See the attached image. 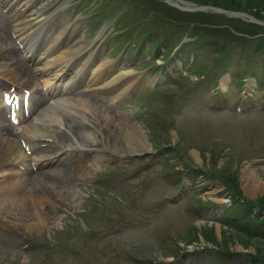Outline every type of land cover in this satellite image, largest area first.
<instances>
[{"label":"rangeland","instance_id":"obj_1","mask_svg":"<svg viewBox=\"0 0 264 264\" xmlns=\"http://www.w3.org/2000/svg\"><path fill=\"white\" fill-rule=\"evenodd\" d=\"M96 1L14 0L32 21L48 18L46 27L76 28L83 39L75 48L88 45L86 55L101 52L111 71L132 73L134 88L118 99L103 95L102 107L98 97L89 100L106 116L120 115L142 130L148 148L128 151L124 140H110L101 116L87 114L82 131L96 141L83 143L92 157L83 163L92 168L73 176V183L63 181L68 200L55 197L46 205L53 224L28 211L39 230H26L0 212V264H250L254 255L264 256V239L247 224L251 217L264 220V47L255 48L264 32L251 35L242 26L253 17L264 29V0H171L184 9L158 0L182 12L212 14L205 18L214 22L208 27H226L235 36L219 30L207 32L205 41L184 36L177 21L157 22L135 1ZM94 7L91 14L81 12ZM9 15L0 1V38L11 34L17 53L26 56ZM189 23L184 19L182 30ZM144 77L152 83L136 86ZM8 86L0 87L2 102ZM73 90L69 96L81 88ZM42 97L44 106L52 105ZM30 122L26 117L20 125ZM229 197L238 201L230 204Z\"/></svg>","mask_w":264,"mask_h":264},{"label":"bare ground","instance_id":"obj_2","mask_svg":"<svg viewBox=\"0 0 264 264\" xmlns=\"http://www.w3.org/2000/svg\"><path fill=\"white\" fill-rule=\"evenodd\" d=\"M0 1L9 10L13 32L20 44H24L27 54H18L12 35L3 34L5 37L0 38V87L9 85L5 90L15 92V95L30 93L24 110L19 114L12 113L10 118L20 121L19 127L26 117L31 118V122L23 125L18 132L19 127L15 128L7 120L8 107L0 100V212L12 214L26 230L31 227L38 231L36 221L40 219L47 224L55 223L46 205L55 197L63 202L69 199L62 191L67 184L63 181L73 183L75 180L70 181L73 176L76 179L78 174L89 172L92 168L91 164L83 163L92 158L83 152L87 149L83 143L96 141L92 132L82 131L87 114L94 112L101 116L104 131L108 135L111 133L110 140H124L128 151L148 147L145 146L142 130L128 126L120 115L106 116L99 107L105 103L103 95L114 94V98L118 99L133 87L134 83L128 82L132 73L123 68L111 71L110 62L102 59L101 52L86 55L88 45L75 48L83 39L78 37L76 28L67 24L46 27L48 18L32 21L25 15V5H19L14 0ZM43 32H46L44 38ZM50 39L47 45L46 40ZM37 43L39 46L35 49ZM28 60L33 66H28ZM92 64L96 68L88 71ZM152 81V78L144 77L142 83L136 86H145ZM43 85L46 86L45 91L40 87ZM76 88H81L80 96H69ZM42 94L51 98L52 105L44 106ZM92 97H98L101 104L93 105L89 100ZM15 103L13 98L12 104ZM31 153L35 155L29 157ZM34 168L38 171L32 172ZM17 169L22 172H16ZM247 189L251 191L250 187ZM28 211H39V220Z\"/></svg>","mask_w":264,"mask_h":264},{"label":"trees","instance_id":"obj_3","mask_svg":"<svg viewBox=\"0 0 264 264\" xmlns=\"http://www.w3.org/2000/svg\"><path fill=\"white\" fill-rule=\"evenodd\" d=\"M132 1H135L139 3L140 5H142L144 9L149 12L148 14L151 16V18L155 19L159 23H162V21L166 22L168 20L177 21L179 25H176V28L179 27V30H181V32L183 31V33L184 34L186 33L187 35L196 34L197 35L196 39H202L203 41H205L206 35L208 33L212 34L219 30L223 31V35L231 37V39L235 38L234 33L226 27L220 28V29H214V28H210L207 26L209 24H214V22H211L205 19V18L214 16L212 14H207L203 12H194V13L182 12L158 0H132ZM97 2L98 0L96 1V3ZM213 4L218 5L215 2H213ZM216 17L225 18L223 19L224 21H229L223 15H216ZM197 18L198 19L200 18V20H198ZM184 19H188L190 21L189 24H192V26L187 25L186 28L182 30L181 26H182V23L184 22ZM242 26L245 29H247L251 33V35L260 34L264 32L263 27L259 26L258 24L245 22V23H242ZM214 42H217V41H214ZM263 47H264V42H259L256 44L255 48H257V50H261ZM236 201H238V199H236ZM241 215L243 216V214ZM251 220L252 221H249V223L247 224H249L250 226L254 228L255 232L259 234L258 236L260 238L264 239V220L258 221V219L254 217H251ZM259 263H264V256H261L260 254L254 255L250 261V264H259Z\"/></svg>","mask_w":264,"mask_h":264},{"label":"water","instance_id":"obj_4","mask_svg":"<svg viewBox=\"0 0 264 264\" xmlns=\"http://www.w3.org/2000/svg\"><path fill=\"white\" fill-rule=\"evenodd\" d=\"M216 11H219V12H224V11H222V10H216Z\"/></svg>","mask_w":264,"mask_h":264}]
</instances>
